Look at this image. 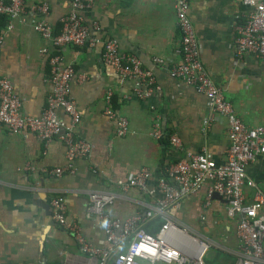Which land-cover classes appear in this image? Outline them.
I'll list each match as a JSON object with an SVG mask.
<instances>
[{
  "label": "crops",
  "instance_id": "crops-1",
  "mask_svg": "<svg viewBox=\"0 0 264 264\" xmlns=\"http://www.w3.org/2000/svg\"><path fill=\"white\" fill-rule=\"evenodd\" d=\"M26 1L49 5L46 19L54 32L60 31V20L71 9V0ZM175 4L176 0H96L91 10L83 13L92 36L101 41L96 47L56 48L30 25L19 22L12 31L0 28L4 36L0 75L11 81L22 101L23 114L40 116L47 106L50 56L62 55L77 75L86 76L83 83L72 82L71 96L81 114L76 139L92 146L88 158L75 162V174L51 176L44 169L67 164L65 144L57 138L46 142L31 132L14 134L0 123V264H89L75 236L53 220L51 201L55 197L64 200L68 218L79 225L89 244L109 248L102 222L87 215L90 191L115 193L117 199L107 211L112 218L125 220L156 203L161 197L158 181L171 165L203 149L217 163L227 160L228 120L218 116L206 127L208 99L169 75L170 66L181 61L176 53L181 34ZM250 11L243 0H192L190 18L209 76L243 123L257 127L264 125V59L236 55L235 27ZM109 38L118 41L122 53L141 60L160 91L147 99L135 95V82L122 80L104 62L103 42ZM43 48L48 52L42 53ZM155 57L165 59V65H156ZM110 92L114 110L128 119L125 136L118 135L116 120L105 114ZM60 115L69 122L67 116ZM156 120L163 132L160 139L153 137ZM172 136L180 139V148L172 145ZM27 165L33 169L19 170ZM143 168L151 171L149 192L135 186L123 190ZM246 174L244 194L247 202H253L258 191L264 194V154L247 164ZM208 188L209 183H204L172 213L200 232L201 228L215 231L213 247L221 255L212 254L214 264H235L237 221L227 216L225 199L214 195L208 199Z\"/></svg>",
  "mask_w": 264,
  "mask_h": 264
},
{
  "label": "built area",
  "instance_id": "built-area-1",
  "mask_svg": "<svg viewBox=\"0 0 264 264\" xmlns=\"http://www.w3.org/2000/svg\"><path fill=\"white\" fill-rule=\"evenodd\" d=\"M251 11L246 20L236 25L237 58L254 55L264 59V0H243ZM96 0H71L70 11L61 18V29L54 32L47 22L50 13L47 3L28 4L26 0H0V15L8 17L7 31H12L17 22L30 25L42 38L56 48L66 46L96 47L101 43L92 36L83 13L91 10ZM192 0H176L177 26L181 43L176 53L180 63L169 68V75L193 88L208 99L210 115L205 125H211L218 116L228 120L230 140L227 160L217 163L206 149L198 154L171 165L165 177L158 181L161 197L143 214H135L120 220L110 216L107 208L117 199L109 191L89 192V218L100 220L109 248L89 244L81 234L79 225L67 216V208L61 197L51 201L52 218L63 229L69 231L87 256L89 264H209L205 261L206 252L215 244L202 232L180 221L172 213L185 197L197 193L204 183H209L208 199L215 193L226 200V214L237 221L236 237L239 251L235 264H264V194L257 192L253 202H247L244 186L247 180L246 166L264 154V125L246 126L234 111L233 105L225 98L209 76L202 62L201 48L190 18ZM97 29V28H96ZM4 36L0 33V55ZM104 62L118 72L122 80H133L134 93L140 99H147L160 91L153 73L145 69L135 55L120 51L117 40L109 38L103 42ZM42 53L48 49L43 48ZM156 65L164 66L166 60L155 57ZM51 90L47 106L40 116H28L22 112V101L15 93L11 81L0 75V123L14 134L31 132L49 142L55 138L66 146L67 164L64 167L44 169L51 176L73 175L75 162L88 158L92 146L84 140L76 139L75 132L81 122L77 103L71 96L72 82L77 79L83 83L84 74L77 75L71 63L64 62L60 54L50 56ZM112 93L106 97L105 114L117 122V133L125 136L129 132V122L118 115L112 105ZM60 112L69 118L65 123ZM153 137H163L161 124L154 122ZM175 148L181 147L177 136L171 137ZM30 165L19 170H32ZM151 171L143 168L132 178L123 190L135 186L149 192L148 179ZM252 184V183H250ZM154 193V192H150ZM155 217L164 220L157 234L150 233L145 224Z\"/></svg>",
  "mask_w": 264,
  "mask_h": 264
},
{
  "label": "trees",
  "instance_id": "trees-1",
  "mask_svg": "<svg viewBox=\"0 0 264 264\" xmlns=\"http://www.w3.org/2000/svg\"><path fill=\"white\" fill-rule=\"evenodd\" d=\"M8 23V17L5 15H0V28L6 27ZM164 220L160 217L152 220L145 228L152 234L156 235L160 227L162 226ZM217 254L221 255V252L217 250ZM207 263L214 264L212 259H207Z\"/></svg>",
  "mask_w": 264,
  "mask_h": 264
},
{
  "label": "rangeland",
  "instance_id": "rangeland-1",
  "mask_svg": "<svg viewBox=\"0 0 264 264\" xmlns=\"http://www.w3.org/2000/svg\"><path fill=\"white\" fill-rule=\"evenodd\" d=\"M201 231L203 234H205V236L211 240L215 239L216 240V236H215V231H211L209 228L206 230V228H201ZM217 253V248L216 247H212L206 252L204 259L205 261H207V259H212L211 256L212 254Z\"/></svg>",
  "mask_w": 264,
  "mask_h": 264
},
{
  "label": "water",
  "instance_id": "water-1",
  "mask_svg": "<svg viewBox=\"0 0 264 264\" xmlns=\"http://www.w3.org/2000/svg\"><path fill=\"white\" fill-rule=\"evenodd\" d=\"M214 197H217V198H221V199H223L219 194H217V193H215L214 194Z\"/></svg>",
  "mask_w": 264,
  "mask_h": 264
}]
</instances>
